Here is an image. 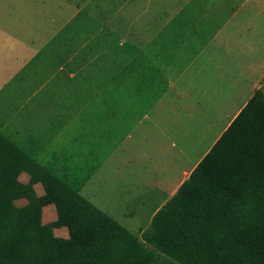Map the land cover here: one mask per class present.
Instances as JSON below:
<instances>
[{
    "label": "rangeland",
    "instance_id": "obj_1",
    "mask_svg": "<svg viewBox=\"0 0 264 264\" xmlns=\"http://www.w3.org/2000/svg\"><path fill=\"white\" fill-rule=\"evenodd\" d=\"M205 46L220 76L203 89L221 95L233 81L230 104L220 102L230 113L264 66V0H0V105L12 94L3 84L18 81L12 76L24 57L29 66L19 78L39 88L29 103L15 93L0 113L16 123L25 109L68 113L57 123L69 113H115L112 122L122 120L130 139L95 169L100 187L89 189L88 181L84 192L139 236L229 120L209 116L210 93L183 94L181 72ZM183 95L191 110L182 109Z\"/></svg>",
    "mask_w": 264,
    "mask_h": 264
},
{
    "label": "trees",
    "instance_id": "obj_2",
    "mask_svg": "<svg viewBox=\"0 0 264 264\" xmlns=\"http://www.w3.org/2000/svg\"><path fill=\"white\" fill-rule=\"evenodd\" d=\"M47 204L56 219L43 224ZM60 227L66 238L54 235ZM0 264H264V94L253 93L140 237L0 132Z\"/></svg>",
    "mask_w": 264,
    "mask_h": 264
},
{
    "label": "crops",
    "instance_id": "obj_3",
    "mask_svg": "<svg viewBox=\"0 0 264 264\" xmlns=\"http://www.w3.org/2000/svg\"><path fill=\"white\" fill-rule=\"evenodd\" d=\"M204 35H207V33ZM217 37V33L213 32L212 35L209 36V41L211 42ZM49 42L50 41H48V43ZM135 50L137 51L136 54L143 53L141 47ZM205 50L206 46L201 48L196 54L197 62L188 61L186 63L185 69L182 70L181 81L183 86V94L188 95V92H194L199 95H201L202 92L210 93L208 94L209 99L211 102H213V104L211 105L208 113H210L209 116L211 117H217V113H224L220 107V104L224 102L225 105L226 100V105L230 104L231 83L233 88L234 82L230 81L226 85L229 86L227 91L221 95L217 93L216 88L213 90L203 89V87H207L210 84L209 76L213 78L214 87L215 84H217L216 79H218L220 76H217V69L219 68L220 64L219 61H217L213 56L214 50L211 53H208ZM20 53H22L21 50ZM28 60L29 57H24V63L20 65L17 73L12 76V78L18 76V81L11 82L6 80V82L3 84L2 90L7 87L10 89L12 94L8 99L4 98L6 101L0 105V110L2 112H4V110L6 111L7 104L10 103L12 96L15 93L26 95L27 103H29L38 95L39 88H37L35 91V84L32 83V80L30 81L28 78L23 80V76L22 78H19L21 75L20 73L28 68ZM193 67L195 69L192 70ZM139 70L140 76L142 74L144 75L143 72L145 70L142 68V66ZM208 71H215V75L212 76V72L208 73ZM257 73V79L252 80L253 82L250 84L249 91L243 93L244 97L242 98V101L239 104H234L230 113L223 114L230 116L228 122L225 124L219 135L229 125L237 113H239V111L256 90L259 89L264 94L263 65L259 67ZM192 74H195V76ZM135 76H137V73H135ZM37 85L38 87H41V84ZM48 94L49 96H52L54 94L53 89H49ZM185 95L182 96L184 102L182 109L188 111L191 109L186 107ZM29 111L30 110L25 109L20 113L22 115V120L19 119L20 123L13 122L12 117L8 118L6 116L7 113H0V132L12 142H14L21 150L32 157L41 166L52 172L55 176L64 181L67 185H69L90 202L89 196L86 195L87 192H84L87 189V182H91V187L89 189L95 190V188L100 187L102 177L96 176V170L97 168L98 170L101 169L100 165L104 160L103 157L108 159L111 154L113 155L117 152L118 148L121 147L124 141H126V138L130 139V133L126 134L124 122L119 119L112 122V120L116 117L115 113H69L64 121L57 123L54 120L58 119V116H63L68 113H30ZM144 117H146V115H144ZM50 120L52 122H50ZM140 123L141 119L137 122V124L140 125ZM152 123L153 126L156 127V121H152ZM110 125L112 127H110ZM131 125H133V123H131ZM12 126L13 128H11ZM219 135L215 138V140L219 137ZM209 148L204 152V154L209 150ZM199 160H197V162ZM191 170L183 171L184 177L171 190L169 197L154 208L150 214L148 224L139 230V237L141 236L142 232L148 228L154 213L171 198L182 181L187 178ZM18 179L22 183H27L29 181V175L26 172H21L18 176ZM33 187L37 196L44 194V189L39 182L35 183ZM153 197L154 192L151 194L152 199ZM16 203L20 206H23L27 203V200L21 198L18 199ZM55 219V206L53 204H47L43 206L41 212V222L43 224H47L54 221ZM53 232L57 237L66 238L68 236V231L65 227L54 228Z\"/></svg>",
    "mask_w": 264,
    "mask_h": 264
}]
</instances>
